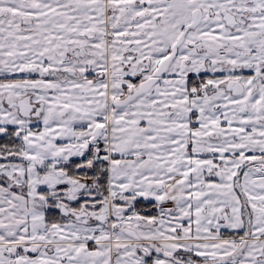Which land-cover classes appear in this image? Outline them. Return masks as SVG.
Returning <instances> with one entry per match:
<instances>
[{
	"label": "snow or ice",
	"instance_id": "snow-or-ice-1",
	"mask_svg": "<svg viewBox=\"0 0 264 264\" xmlns=\"http://www.w3.org/2000/svg\"><path fill=\"white\" fill-rule=\"evenodd\" d=\"M0 264H264V0H0Z\"/></svg>",
	"mask_w": 264,
	"mask_h": 264
}]
</instances>
